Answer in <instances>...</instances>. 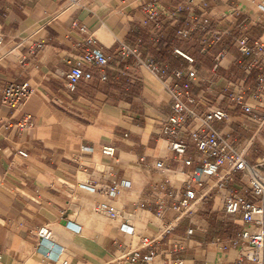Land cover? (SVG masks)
Instances as JSON below:
<instances>
[{"label":"crops","instance_id":"crops-1","mask_svg":"<svg viewBox=\"0 0 264 264\" xmlns=\"http://www.w3.org/2000/svg\"><path fill=\"white\" fill-rule=\"evenodd\" d=\"M146 1L0 0V89L25 84L31 90L17 107L5 105L0 93V264H264V249L252 262L245 257L250 245L235 243L241 220L224 213L215 190L188 217L175 220L173 206L192 167L161 133L172 114L169 93L150 66L120 54L126 45L152 65L139 40L183 18L181 31L188 33L180 34L191 35L185 53L196 43L202 55L212 47L207 55L219 69L202 82L197 75L192 94L204 100L214 87L219 97H230L234 121L216 127L229 124L228 133L221 132L232 147L257 161L264 154L252 161L248 152L264 135V109L255 112L264 108V82L258 83L264 77V0H195L192 6L189 0H160L167 12L184 5L175 25L165 15L146 22ZM201 17L209 20L206 30L195 27ZM217 32L225 34L215 42ZM238 38L260 43V57L242 54ZM94 48L112 56L109 65L83 67L89 77L69 89L66 73ZM25 117L31 126L17 130ZM238 132L245 135L242 149L237 139L229 140ZM180 136L194 156L188 134ZM105 145L115 148L113 155L102 152ZM240 177L237 172L227 185L233 194L242 192ZM113 183L118 192L109 196L106 187ZM102 203L117 216L110 217ZM206 215L238 227H210ZM42 225L51 230L48 240L37 237ZM143 237L156 240L140 247Z\"/></svg>","mask_w":264,"mask_h":264},{"label":"built area","instance_id":"built-area-1","mask_svg":"<svg viewBox=\"0 0 264 264\" xmlns=\"http://www.w3.org/2000/svg\"><path fill=\"white\" fill-rule=\"evenodd\" d=\"M194 1L189 0L191 6L192 4L198 5ZM261 7L264 10V2ZM144 9L147 13L146 22L156 21L160 16L165 15L166 19L175 25L178 15L185 10V7L178 5L173 11L167 12L161 7L160 0H147ZM208 22L207 17H201L195 23V27L206 30ZM187 33L188 30L181 31L182 35ZM224 34L225 32H217L214 36L215 42L220 41ZM236 44L242 54H252L254 58L260 57L262 47L260 43L256 42L251 46L246 39L238 38ZM174 52L188 62H193V58L182 50L176 48ZM120 54L123 56L134 55L141 63L150 66L152 73L162 81L169 93L172 114L162 123L161 133L171 138L168 141L169 149L181 157L184 165L192 167L185 187L177 203L173 206V209L179 211L175 220L188 217L200 206L204 198L215 190L222 196L224 213L237 215L241 220L243 228L238 232L235 243L238 245L249 244L251 249L245 257L252 262H259L264 249V155L257 161L249 162L245 157V149L237 151L232 147L225 135L216 127L218 122H228L229 118L225 109L203 106L208 101L205 98L204 100L197 98L191 92V88L194 86L193 81L197 78L194 70H178L174 74H166L163 67L153 66L145 60L142 61L136 50L126 45L122 46ZM111 60L112 56L100 48L86 52L80 57L78 63L71 66L66 73L67 87L74 90L80 80L89 77V74H85L83 67L93 65L107 67ZM105 78V73H101V79ZM263 82L264 77L261 76L258 83L261 85ZM0 93L5 105L17 107L28 97L31 90L25 84L21 86L9 84L1 88ZM235 98L240 103L242 95L237 94ZM244 110L248 112L250 107L244 104ZM30 126L29 117H25L15 124L19 131ZM180 132L188 134V138L192 140L196 150L194 156L187 154L188 141L186 137L180 136ZM114 151L115 148L112 145L102 147L104 154L113 155ZM18 154L26 156L22 150H19ZM155 167L162 169V162L157 160ZM237 172L241 173L240 179L245 180L242 181V192L233 194L227 185L234 179ZM117 186L116 183L107 186L106 193L109 196L115 195L118 192ZM100 208L106 210L110 217L117 216L115 208L107 203H102ZM36 234L39 239L48 240L51 230L47 225H42L37 229ZM155 240V238L143 237L140 247H147ZM133 254L136 256V251ZM150 256L151 253L145 255L143 259L149 260ZM238 260L240 262L242 257ZM175 264L184 263L182 260H178Z\"/></svg>","mask_w":264,"mask_h":264},{"label":"trees","instance_id":"trees-1","mask_svg":"<svg viewBox=\"0 0 264 264\" xmlns=\"http://www.w3.org/2000/svg\"><path fill=\"white\" fill-rule=\"evenodd\" d=\"M183 18L174 26H161L158 33L154 37H150L147 33L142 36L140 41L144 52L148 57V60L153 66H163L166 74H174L178 70H187L190 68L195 69L196 74L200 78L201 82L205 81V78H213L218 71L216 67V58L213 55H207V52L212 47L206 49L205 54H200L201 47L195 44V49L191 52L193 62H188L182 56L174 52V49H180L183 52H188L186 44L189 40V36H182L180 31L183 29ZM131 64L134 67H138L136 61H132ZM211 69L214 71L211 72ZM232 227H238L233 225Z\"/></svg>","mask_w":264,"mask_h":264},{"label":"rangeland","instance_id":"rangeland-1","mask_svg":"<svg viewBox=\"0 0 264 264\" xmlns=\"http://www.w3.org/2000/svg\"><path fill=\"white\" fill-rule=\"evenodd\" d=\"M214 87H211L210 88V92L209 94H205L206 95V101L207 103H205L206 106H209V107H221L223 109H225V111L227 112V116L228 118H230L228 120V122H233V116L234 114L228 109L229 105L232 103V101L229 99L230 97L228 96H225L226 94H224V97H219L218 93L215 91ZM195 93V92H194ZM264 108H261V107H257L256 108V111L257 113H261L263 111ZM236 113L239 114V112H237L238 110L236 109L235 110ZM227 122V123H228ZM222 130L224 133H228V130H229V124H223L222 125ZM264 137V135L261 134V137L260 138H257L252 146L250 147L249 149V152H248V157L250 158V160H255L256 158L262 156L264 154V143L261 142V139ZM232 138H235L237 139L236 142L238 143V147L237 148H240L242 149L243 145H241V143L243 142V138H245V135L242 134L241 132H238L237 134L235 133V135L232 136H229V140L232 142ZM235 143V141H233ZM209 214V213H207ZM206 217L205 219L207 220V222L209 223L210 227H232L233 225V222L230 221L229 219H225V220H222V221H219L216 219V216H212V215H206L204 216ZM213 217V218H212Z\"/></svg>","mask_w":264,"mask_h":264}]
</instances>
